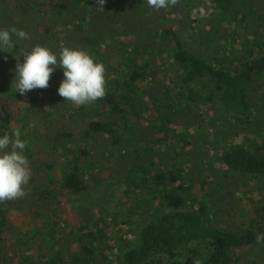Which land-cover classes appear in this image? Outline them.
Returning <instances> with one entry per match:
<instances>
[{"label": "trees", "instance_id": "1", "mask_svg": "<svg viewBox=\"0 0 264 264\" xmlns=\"http://www.w3.org/2000/svg\"><path fill=\"white\" fill-rule=\"evenodd\" d=\"M1 1L23 18L13 24L10 16L0 28L7 29L10 23L29 33L30 39L13 36L10 61L8 66L0 62V70L10 67L13 72L17 59L23 63L18 50H30L37 43L58 53L52 44L59 34L61 48L85 50L104 64L107 95L84 106L54 98L47 120L59 111L58 118L66 122L56 129L59 139L43 141L35 154L24 150L33 173L25 186L26 196L0 203V234L10 228L8 209L38 218L44 206L38 208L37 201L61 204L58 196L72 202L90 196L104 220L110 216L104 207L114 204L115 190L122 186L121 208L113 206L111 221L119 228L124 223L127 229L113 238L116 250L105 252L108 236L96 229L86 233L74 264H229L231 253L244 249L254 255L261 252L251 264H264V244L256 243L264 228L235 230L230 224L219 225L223 221L216 216L212 224L205 204L188 196L190 185L198 181L212 185L216 196L218 187L232 195L251 180L264 203V41L259 40L258 26L264 23V0H211L220 14L219 26L236 20L239 8L245 7L257 20L249 23L241 15L247 30L258 29L250 32L255 37L248 40L239 41L236 33L222 29L225 39L233 36L234 41L221 53L217 47L208 52L211 45L198 37L196 47L189 45L175 28L189 19L195 0H179L159 11L146 0H105L103 11L96 0ZM0 14L6 16V11ZM63 78V70L55 69L47 91L50 97L58 93ZM0 80L1 90L3 77ZM11 88L10 100H0L1 129L23 120L29 124L36 110L43 111L42 117L50 113L37 103L45 90L23 108ZM205 106L228 120L221 154L215 158H208L202 142L199 146L195 142L207 115ZM246 131L252 135L244 138L246 142H227V136ZM45 170L49 171L45 174ZM102 172H107L105 178ZM39 179L46 181V195L45 189L40 192L34 186ZM88 214L84 209L79 215ZM87 227L82 222L77 229Z\"/></svg>", "mask_w": 264, "mask_h": 264}, {"label": "rangeland", "instance_id": "2", "mask_svg": "<svg viewBox=\"0 0 264 264\" xmlns=\"http://www.w3.org/2000/svg\"><path fill=\"white\" fill-rule=\"evenodd\" d=\"M0 2V11H6L7 16L0 14L1 24L5 23L6 19L10 21V16L13 24H16L23 18L21 14L14 13V11L10 9V6H6L7 3L2 4L3 1L1 0ZM194 3V7L190 10L189 19H187L184 25H177L175 27L177 31L181 32L180 36L189 45L196 47L199 42L194 41V38L198 37L200 38V41L211 45L208 52H210L212 48L217 47V51L221 53L223 46H227L228 42L234 41L233 36H229L228 40L225 39V35H223L221 30L226 29V27L228 28V32L233 35L236 33V35L239 36V41L241 39L248 40L249 38L255 37L254 33L250 32H256L258 29L252 27L247 30L242 24L243 19H241V15L244 14L246 15L247 21L250 20L249 23H257V20L247 13L248 9L246 7L239 8L236 20L228 23L224 22L223 26H219V19L217 20V18L220 17V14L216 13L211 0H195ZM262 25H264V23L258 24L259 34H261V37L259 38L260 41H264V27H262ZM5 28H10V23ZM248 28L250 27L248 26ZM55 39L56 42L52 45L58 51L61 49L63 37L57 34ZM16 42L20 45V42L15 41V43ZM203 47L205 48V45H203ZM23 50L25 49L21 48L18 52L22 53ZM258 52V50H255V53ZM0 55L1 58L4 59L0 62L6 63L7 61H10V52L3 51L0 52ZM5 65L8 66V62ZM0 75V77H3V87L0 90V100H10V85L12 87L11 91L16 92L13 86L16 71L14 70L13 72H10L9 67V69L4 71L0 70ZM56 75L58 76V74ZM171 75L174 77L172 73ZM0 82H2V80H0ZM50 83L51 82L49 81V84ZM46 89H34L23 96L17 91L19 97L17 99L14 97V100H16L18 105L25 108L29 106V101L33 100L38 93L45 90L37 103L44 107V112H52L51 103L55 97L58 98L61 96L57 93L50 97L47 94L49 88ZM204 109L207 115L205 116L201 127L197 130V132H199V137L195 142L197 146L202 142L203 150L207 152L208 158H215L221 154L223 139H225L223 129H226L225 124L228 120L227 118L224 119L218 117V113L209 110L208 107ZM51 112L42 117L43 111L40 112L36 110L31 119L32 121L37 122L35 128L29 126L24 129L23 126L29 125L30 122L28 124L23 120L14 123L12 126L8 125V128H0V136L5 132L11 134L12 131L19 129L22 136L27 138L25 151L35 154V151L40 148V144L43 141L48 140L52 136L59 139L56 129L59 127V123L64 124L66 122V119L58 118L60 114L59 111H53L54 113L56 112L53 115L57 114L56 118L51 117L52 119L47 120L50 118V116H47L51 114ZM64 118L66 117L64 116ZM10 129L12 131H10ZM181 129L182 128L180 127L178 128L179 131ZM246 137H252L249 131H246L244 134L240 133L239 135L231 134L226 137V140L230 144H237L246 142V140H244ZM171 139L174 138L171 137ZM256 140L259 141L260 139L257 138ZM160 149L164 150L163 145ZM36 159L39 158L36 156ZM48 171L49 170H45L43 173L46 174ZM31 173H33L32 168ZM53 173L58 172L57 170H53ZM100 175H103L105 178L107 172H102ZM218 184L219 181H216V186H219ZM34 186L41 192L46 188V181L40 179L36 180ZM211 188L212 185L208 183L205 186L200 185V182L198 181L191 184L188 191V196L192 194L196 197V202H203V204H205L210 223L215 224L216 220L220 219L224 223L219 222V225L230 224L231 228L235 230L238 228L244 230H259L264 228V203L261 202L260 193L256 190L257 187L251 183V180H249L247 184L241 183L238 188L236 187L232 195L227 194L225 189L223 190L221 187H218V192H216L215 196L212 194L210 190ZM122 190V186L117 187L113 196L115 199L114 204H108L104 207V211L106 208L105 214L107 211L110 212V216L108 218L105 217L106 219L104 220L102 219V213L97 214L96 208L93 207L96 202L90 196L89 198L86 196L79 200H74L73 202L70 201V198L68 197L59 198L58 196L56 199L61 200V204H59V202H54L56 205L38 200V208L44 206L41 208V211L44 213L39 214L40 216L38 218H35L34 215L30 216L28 212L25 215H21L16 208L8 209L6 219H8L7 222L10 228L5 231L3 235L0 234V264H60L61 261H64L65 264H74L76 259L75 254L80 252V245L87 241V234L100 228L108 236V245L106 246L105 252L113 253L116 250L117 244L113 238L119 236L120 233H125V230L127 229V226L124 225V223H122L119 228L118 225L115 226L111 221V212L114 209L113 206L118 204L121 208L118 197L121 195ZM45 192L46 189L44 190V195H46ZM87 194L89 195L91 192L88 191ZM75 207H77V209H75ZM84 209L89 213L87 217L79 215L83 213ZM122 210L123 208L119 210L120 215L122 214ZM215 216L218 217V219ZM96 218H99V220L102 219V221H95ZM82 222L88 226L87 229L85 228L86 230L77 229V226ZM96 224H98V226ZM131 237L132 236L128 238L130 239ZM79 240L82 241L80 242ZM255 254L256 255H254V252L248 251L247 249H244L243 251H235L230 255L231 262L229 264H251L254 257H261V252Z\"/></svg>", "mask_w": 264, "mask_h": 264}, {"label": "clouds", "instance_id": "3", "mask_svg": "<svg viewBox=\"0 0 264 264\" xmlns=\"http://www.w3.org/2000/svg\"><path fill=\"white\" fill-rule=\"evenodd\" d=\"M104 3L105 0H96L99 10L103 11ZM146 3L159 11L177 5L179 0H146ZM13 36L20 40L30 39L29 33L16 27L0 29V51L11 52L15 46ZM21 57L23 63L17 59L13 86L22 96L34 89L48 88L51 75L57 68L63 70L64 78L58 94L65 101L84 106L107 95L106 68L85 50L63 46L57 53L37 43L22 52ZM36 125L37 122L32 121L29 126L35 128ZM21 136L19 129L0 136V203L14 201L27 194L25 186L32 173L24 154L27 143ZM256 243L264 244V234L256 236Z\"/></svg>", "mask_w": 264, "mask_h": 264}]
</instances>
